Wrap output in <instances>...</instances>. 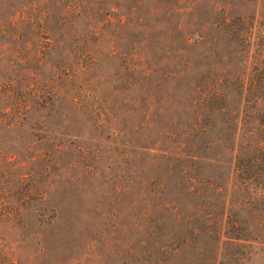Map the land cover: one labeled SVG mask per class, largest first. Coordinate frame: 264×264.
Returning <instances> with one entry per match:
<instances>
[{
  "label": "rangeland",
  "instance_id": "1",
  "mask_svg": "<svg viewBox=\"0 0 264 264\" xmlns=\"http://www.w3.org/2000/svg\"><path fill=\"white\" fill-rule=\"evenodd\" d=\"M66 8L89 17L62 31ZM235 18L264 38V0H0V213L20 219L17 264H162L167 246L194 264L199 240L161 210L178 169L154 145L158 103L193 90L139 73L222 68L216 26Z\"/></svg>",
  "mask_w": 264,
  "mask_h": 264
},
{
  "label": "trees",
  "instance_id": "2",
  "mask_svg": "<svg viewBox=\"0 0 264 264\" xmlns=\"http://www.w3.org/2000/svg\"><path fill=\"white\" fill-rule=\"evenodd\" d=\"M27 11L20 15L28 18ZM85 11L64 9L59 14L62 31L72 28L80 15L89 17ZM47 16L42 11L41 17ZM216 28L225 45L230 44L219 53L222 68L190 72L173 65L157 76L139 73V80L150 82L157 92L166 87L193 90L164 97L155 109V150L168 154V164L178 169L181 179L168 190L172 202L161 210L187 232L184 240H199V252L189 259L194 264L264 261V38L239 18L224 19ZM206 167L210 169L205 172ZM177 197L187 199L184 215L173 204ZM142 216V229L147 230L151 215ZM19 220L0 213V264H17L7 241ZM183 250L165 247L168 258L162 264H176Z\"/></svg>",
  "mask_w": 264,
  "mask_h": 264
}]
</instances>
